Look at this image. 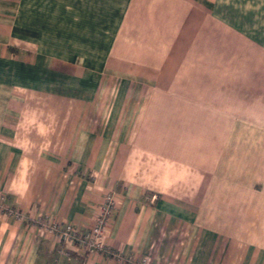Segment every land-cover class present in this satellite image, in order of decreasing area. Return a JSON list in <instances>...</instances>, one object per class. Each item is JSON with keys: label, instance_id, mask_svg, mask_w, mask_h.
<instances>
[{"label": "crops", "instance_id": "crops-1", "mask_svg": "<svg viewBox=\"0 0 264 264\" xmlns=\"http://www.w3.org/2000/svg\"><path fill=\"white\" fill-rule=\"evenodd\" d=\"M109 189L113 253L61 264H264V0H0L7 205L86 228ZM55 246L0 212V264Z\"/></svg>", "mask_w": 264, "mask_h": 264}, {"label": "built area", "instance_id": "built-area-1", "mask_svg": "<svg viewBox=\"0 0 264 264\" xmlns=\"http://www.w3.org/2000/svg\"><path fill=\"white\" fill-rule=\"evenodd\" d=\"M154 199V198H153ZM6 196L0 190V212L13 216L17 219L27 217L28 226L32 230L52 236L55 240V254L53 264H61L60 258L67 259L77 256H90L95 253L110 254L113 253L105 241L104 234L109 220L117 206V194L114 190L104 192L101 201L98 204L93 223L84 228L73 222H60L50 218L46 214L24 215L19 209L12 208L6 203ZM75 248V254L70 249ZM135 264H160L158 261L151 262L144 256Z\"/></svg>", "mask_w": 264, "mask_h": 264}, {"label": "rangeland", "instance_id": "rangeland-1", "mask_svg": "<svg viewBox=\"0 0 264 264\" xmlns=\"http://www.w3.org/2000/svg\"><path fill=\"white\" fill-rule=\"evenodd\" d=\"M153 198L156 199V195H152L151 199L154 200Z\"/></svg>", "mask_w": 264, "mask_h": 264}]
</instances>
